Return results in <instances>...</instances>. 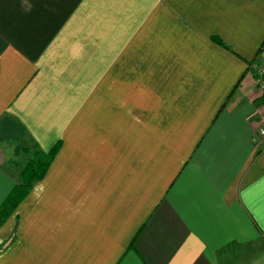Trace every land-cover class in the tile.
I'll return each instance as SVG.
<instances>
[{"label":"crops","instance_id":"obj_1","mask_svg":"<svg viewBox=\"0 0 264 264\" xmlns=\"http://www.w3.org/2000/svg\"><path fill=\"white\" fill-rule=\"evenodd\" d=\"M260 128L264 0H0V264H264Z\"/></svg>","mask_w":264,"mask_h":264},{"label":"trees","instance_id":"obj_2","mask_svg":"<svg viewBox=\"0 0 264 264\" xmlns=\"http://www.w3.org/2000/svg\"><path fill=\"white\" fill-rule=\"evenodd\" d=\"M57 149L58 147L54 146L48 153L34 151L30 154L21 170V183L12 188L0 205V222L11 212L17 202L26 195L33 183L43 177Z\"/></svg>","mask_w":264,"mask_h":264},{"label":"built area","instance_id":"obj_3","mask_svg":"<svg viewBox=\"0 0 264 264\" xmlns=\"http://www.w3.org/2000/svg\"><path fill=\"white\" fill-rule=\"evenodd\" d=\"M264 136V129L260 128L257 133H256V136Z\"/></svg>","mask_w":264,"mask_h":264}]
</instances>
